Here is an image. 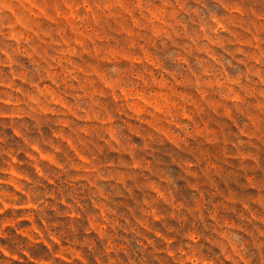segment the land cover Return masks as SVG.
<instances>
[{
	"label": "rangeland",
	"instance_id": "obj_1",
	"mask_svg": "<svg viewBox=\"0 0 264 264\" xmlns=\"http://www.w3.org/2000/svg\"><path fill=\"white\" fill-rule=\"evenodd\" d=\"M7 2L10 11L0 13V29L4 30L0 41L8 42L0 44L5 48L0 53V200L7 203L0 205V248L19 259L0 255V264H169L161 255V251L166 252L161 249L163 240L169 237L178 246L184 235L193 232L226 236L219 231L221 227H243L249 235L264 232V135L237 143L233 139L236 134L224 119L229 115L226 105L208 100V111L184 92L175 94L193 105L196 115L203 114V118L177 132L157 126L161 133L157 135L138 123L125 122L128 134L119 133L118 151L127 152L131 160L110 156L98 143L106 129L85 125L61 131L60 125L67 121L32 112L24 99L39 90L52 91L49 79L61 74L64 57L75 51L70 42L81 44V38L93 32V51L103 48L105 59L118 52L132 61H150L151 56L146 50L141 57L109 46V39L115 45L119 37L110 38L91 26L84 29L74 23L79 5L76 9L69 6L57 30L62 40L33 43L35 9L24 0ZM204 3L209 9L218 8L215 0ZM84 11L90 12V6ZM133 44L128 41V47ZM38 81H44L42 88L33 86ZM153 83L163 87L166 81L153 78ZM152 95L163 100V105L155 100L144 102L157 111L175 106L182 109L181 115L193 118L168 94ZM200 95L203 97L204 92ZM136 98L144 99L143 93L137 91ZM100 107L114 110L110 102H101ZM129 107L142 111L135 100ZM217 108L223 112L218 113ZM116 127L119 131L121 126ZM77 132H87V136L74 135ZM65 135L79 141L81 151L91 157L90 169L84 166L86 158L80 164L73 163L63 144L69 139ZM57 136L61 141L55 139ZM30 145L37 146L38 153ZM113 161L116 163L109 168ZM56 162L64 167H55ZM37 164L43 177L36 173ZM49 177L54 184L48 182ZM29 202L39 203V207L26 206ZM205 239L219 243L210 235ZM136 247L139 256L133 255ZM120 253L128 259H122Z\"/></svg>",
	"mask_w": 264,
	"mask_h": 264
},
{
	"label": "clouds",
	"instance_id": "obj_2",
	"mask_svg": "<svg viewBox=\"0 0 264 264\" xmlns=\"http://www.w3.org/2000/svg\"><path fill=\"white\" fill-rule=\"evenodd\" d=\"M24 2L35 9L32 12L36 37L33 43L49 40L54 44L56 40H62L57 30L64 23L69 6L76 9L79 5L74 23L82 25L84 29L91 26L110 38L119 37L115 45L109 39V46L141 57L146 50L151 56L150 61L143 58L132 61L124 59L118 52L116 56L105 59L103 48L93 51L90 43V40L96 39L93 32L82 37L81 44L70 42V47L75 51L64 57L61 74L49 79L52 91L39 90L32 97L26 96L24 99V104L32 112L59 116L60 120L67 121L60 125L61 131L83 128L85 125L106 129L98 143L108 149L110 156L131 160L127 152L118 151L121 146L119 133L128 134L123 127L125 122L138 123L157 135L161 134L157 126L177 132L184 126H191L194 120L203 118V114L200 117L196 115L193 105L175 94L184 92L200 108L208 111H211L208 100H219L226 105L229 115L224 119L236 134L233 139L237 143L264 135V0H215L218 5L216 9H209L204 0ZM85 6H90L91 11L85 12ZM8 11L10 6L7 0H0V13ZM93 12L95 15H92ZM60 13L65 15L61 16ZM3 36L4 30L0 29V37ZM218 39L222 42L217 43ZM128 41L134 42L131 48ZM7 43V40L0 41V44ZM52 44L48 47L52 48ZM4 52L5 48L0 47V53ZM153 78H162L166 84L160 87L153 83ZM43 82L38 81L33 86L42 88ZM217 89L225 95L216 93ZM137 91L143 93L144 99L136 98ZM201 91L204 92L203 97ZM158 92L168 94L170 100H175L177 105L191 112L193 118L190 120L181 115L180 107L157 111L152 104L144 102L145 99L155 100L163 105V100L152 95ZM133 100L142 111L136 112L129 107ZM101 102H110L114 110L102 109ZM217 112L222 113L223 109L217 108ZM117 125L121 126L119 131ZM16 134L20 135L18 131ZM74 135L86 137L87 132ZM55 139L61 141L62 138L57 136ZM164 139L168 141L167 136ZM63 144L68 147L73 163L80 164L82 158H86L84 166L91 168L93 161L88 153L81 151L79 141L69 137L63 140ZM30 147L38 153L37 146ZM52 150L55 151L56 147L52 146ZM115 163L113 161L108 167H113ZM54 166L63 168L64 164L56 162ZM35 169L37 175L44 176L38 164ZM17 175L21 177V174ZM48 182L54 184L55 180L49 177ZM17 190L23 191L19 187ZM6 204L5 200H0V205ZM26 206L38 208L39 203L29 202ZM219 231L227 235L222 237L218 233L206 232L202 236L193 232L192 235H184L182 244L178 246L174 238L169 237L166 241L162 238L161 249H166V252L161 251V255L168 258L169 264H264V232L249 235L243 227H221ZM209 235L219 243L206 240L205 236ZM53 240L55 242L54 237ZM0 255L19 259L5 248H0ZM119 255L122 259H128L123 253ZM133 255H140L139 247H136Z\"/></svg>",
	"mask_w": 264,
	"mask_h": 264
}]
</instances>
